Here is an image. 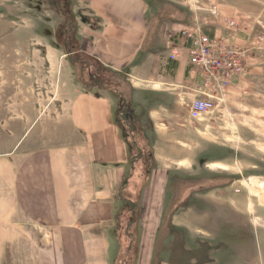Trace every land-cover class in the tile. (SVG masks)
Instances as JSON below:
<instances>
[{
	"label": "rangeland",
	"instance_id": "374dc122",
	"mask_svg": "<svg viewBox=\"0 0 264 264\" xmlns=\"http://www.w3.org/2000/svg\"><path fill=\"white\" fill-rule=\"evenodd\" d=\"M181 1L179 5L151 1L155 11L151 41L161 45L164 55L170 37L179 31L178 24L189 21L191 0L190 4ZM215 1L223 17L238 22L229 40L245 52L246 73L220 107L201 121L187 122L198 143L191 146L189 161L169 170L168 181H163L157 194L162 206L148 220L152 232L155 218L159 219L158 230L146 232L155 240L150 264H264V0ZM54 4L50 0H0V150L11 147L9 141L18 140L26 131L25 137L34 135L45 121L57 125L65 105L88 89L111 100L113 121L131 145L144 150L140 164L144 175V163L151 164L146 136L134 135L132 129L139 127L140 117H147L156 99L140 98L135 103L131 95L126 105L108 92L112 81L122 82L110 73L103 74L108 87L92 88L80 73L83 70L69 63L77 55L66 53L68 20L61 15L64 4L59 0ZM71 9L77 25L93 20L75 0ZM203 16L198 13L199 18ZM191 18L192 22L193 13ZM214 32L225 34L220 27ZM186 113L181 112V117L185 119ZM13 122L22 131L15 136V129L8 127ZM175 145L184 149L180 143ZM151 187L150 177L119 191L114 207L117 225L111 233L115 238L119 233V241L112 242L111 264H146L149 244L144 251L141 227L139 233L132 227L129 212L137 209L134 221L140 226L145 195L154 193ZM174 216L183 226L172 225ZM192 236L195 239L190 241Z\"/></svg>",
	"mask_w": 264,
	"mask_h": 264
},
{
	"label": "crops",
	"instance_id": "0c3cea01",
	"mask_svg": "<svg viewBox=\"0 0 264 264\" xmlns=\"http://www.w3.org/2000/svg\"><path fill=\"white\" fill-rule=\"evenodd\" d=\"M75 1L96 21L94 26L93 20L78 23L80 52L123 72L135 103L156 99L147 117L141 118L142 127L150 126L155 165L150 176L154 193L145 195L140 225L150 264L155 240L146 232L155 234L159 219L152 232L148 219L162 206L157 194L169 170L189 161L191 146L198 143L187 124L192 121L188 110L194 99L206 97L200 94V77L186 54L172 62L160 44L152 43L153 0ZM187 10L190 21L192 11ZM189 21L179 23V31ZM230 88L224 91V101ZM181 112H187L185 119ZM8 127L15 129L14 136L22 132L14 122ZM39 127L34 135L25 137L26 131L9 141L11 147L0 150V264H111L114 207L129 171L128 147L113 121L111 100L81 90L65 105L57 125L45 121ZM172 225L183 226L176 216Z\"/></svg>",
	"mask_w": 264,
	"mask_h": 264
},
{
	"label": "built area",
	"instance_id": "2783aa9c",
	"mask_svg": "<svg viewBox=\"0 0 264 264\" xmlns=\"http://www.w3.org/2000/svg\"><path fill=\"white\" fill-rule=\"evenodd\" d=\"M191 10L193 21L170 37L167 58L176 62L185 53L190 67L199 75L200 94L206 99H194L188 116L201 121L224 102V91L245 75V52L229 40L234 37L238 22L234 17H223L215 0H191ZM199 12L204 13L202 18L198 17ZM217 27L224 29L225 34L211 33Z\"/></svg>",
	"mask_w": 264,
	"mask_h": 264
},
{
	"label": "trees",
	"instance_id": "16d2710c",
	"mask_svg": "<svg viewBox=\"0 0 264 264\" xmlns=\"http://www.w3.org/2000/svg\"><path fill=\"white\" fill-rule=\"evenodd\" d=\"M52 3V7H56L54 3H57L58 0H50ZM61 1L64 5H63V10L61 12V15L63 17V20H68V30L66 35L64 36L65 39V50L67 55L69 56H76L77 55V59L74 60H69V63L72 65L73 68L75 69H82L83 72H80L82 75H84L85 78L88 79V81L90 82V86L93 87H97L99 89H102L101 86L104 87H108V84H110V82L108 81V79H106L105 77H103V74L105 73H110L112 76L116 77L117 79H122V82H124L125 89L122 87L121 84H123L122 82H118L115 80V82L112 81V86L110 87V90H108V92H111L113 94H116V96L122 101L124 102L126 105L128 104V100H130V97L132 95V88L129 85V83L126 81L125 78V74L121 73V72H116L113 71L109 68L104 67L103 65H101L98 61H96L95 59H92L91 57L83 54L80 52L79 49V39H78V35H77V24L75 22V19L72 15V9H71V3L72 0H59ZM57 5V4H56ZM67 10H65V9ZM65 17V19H64ZM91 20V19H90ZM89 20V21H90ZM91 25L94 26V23L96 21H90ZM91 62H94L93 64ZM84 85V84H82ZM123 88V89H122ZM88 90V89H87ZM141 118L139 120V127L136 129H132V131L134 132L133 134L135 135V133H140L142 132L145 136H146V140H147V146H148V161L150 166L147 167L146 163H144L145 166V170H144V175L141 172V167L140 164L143 161L142 159V154L144 153V150L142 148L139 147V145H136V143H133L132 145L129 142V138H125L123 136L122 133V129L119 125H117V127L119 128V131L128 147V151H129V159H128V167H129V171L127 173V175L125 176L124 181L122 182L118 192H117V197L119 199V191L120 190H124L126 188H132V186L135 185V181H140L143 182V180H148L151 176L152 171L155 168L154 165V160H153V154H152V144H151V140L149 139L150 136V126L147 128L146 125H144L143 127L141 126ZM134 122V119H133ZM146 123H148L146 121ZM134 149V153L132 148ZM143 175V176H142ZM132 202V201H131ZM139 201H137V204ZM133 206L134 204L131 203ZM136 206V205H135ZM131 207V206H129ZM137 211V209H135V211L129 212V222H131L132 227L139 233V222H135V212ZM135 222V223H134ZM115 224L117 225V220L115 218ZM137 226V227H136ZM117 232V231H116ZM116 240L117 243L119 241V233L118 235H116Z\"/></svg>",
	"mask_w": 264,
	"mask_h": 264
},
{
	"label": "flooded vegetation",
	"instance_id": "af4514ba",
	"mask_svg": "<svg viewBox=\"0 0 264 264\" xmlns=\"http://www.w3.org/2000/svg\"><path fill=\"white\" fill-rule=\"evenodd\" d=\"M122 108L123 109L125 108V104L122 105L121 110H123ZM128 112L130 113V111H128Z\"/></svg>",
	"mask_w": 264,
	"mask_h": 264
},
{
	"label": "water",
	"instance_id": "95a60500",
	"mask_svg": "<svg viewBox=\"0 0 264 264\" xmlns=\"http://www.w3.org/2000/svg\"><path fill=\"white\" fill-rule=\"evenodd\" d=\"M130 114H133V111H131Z\"/></svg>",
	"mask_w": 264,
	"mask_h": 264
}]
</instances>
